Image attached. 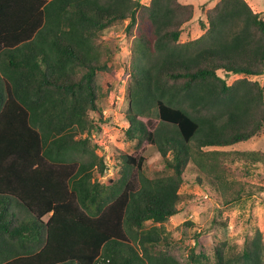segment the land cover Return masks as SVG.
<instances>
[{
  "label": "trees",
  "instance_id": "16d2710c",
  "mask_svg": "<svg viewBox=\"0 0 264 264\" xmlns=\"http://www.w3.org/2000/svg\"><path fill=\"white\" fill-rule=\"evenodd\" d=\"M147 3L0 0V264H264L256 238L183 259L166 227L196 198L187 183L221 206L264 192L247 180L264 150L221 149L264 132V17L219 0L203 34L183 41L195 6ZM127 20L124 132L164 167L148 176L142 153H122L119 177L102 182L109 164L94 136L120 47L103 35Z\"/></svg>",
  "mask_w": 264,
  "mask_h": 264
},
{
  "label": "rangeland",
  "instance_id": "374dc122",
  "mask_svg": "<svg viewBox=\"0 0 264 264\" xmlns=\"http://www.w3.org/2000/svg\"><path fill=\"white\" fill-rule=\"evenodd\" d=\"M148 2L150 0H141ZM185 4H193L195 13L192 20L184 26L183 41L196 39L203 34L201 22L206 20V10L216 5L219 0H180ZM256 12L264 17V0H247ZM129 20L124 25L106 32L103 37L114 39L118 43L119 52L115 61L118 67V80L100 105L104 109L106 122L102 124L100 134L94 136V141L100 145L99 153L106 155L109 170L102 182L109 178L119 177L118 154L142 153L146 158L145 171L148 176H153L156 171L163 169L162 157L157 148L150 144L138 147L137 141L127 139L124 129L128 126L127 113V75L126 68L131 64V39L126 30ZM242 76L231 75L230 82ZM254 79V78H253ZM264 81V76L261 78ZM223 150H264V132L251 141ZM241 176L245 167L238 168ZM247 180L252 183L264 185V168H253ZM196 196L194 200L181 205V212L172 217L166 227L172 237L177 241L181 256L186 259L191 248L197 247V251H205L213 258L214 246L220 242L227 245L242 247L246 241L260 239L264 247V192L246 195L240 202L230 206H221L214 201L206 190L199 185L185 184L181 190ZM190 223V224H189ZM260 234V235H259ZM197 236H199L197 238ZM260 237V238H259ZM197 239V240H196Z\"/></svg>",
  "mask_w": 264,
  "mask_h": 264
},
{
  "label": "crops",
  "instance_id": "0c3cea01",
  "mask_svg": "<svg viewBox=\"0 0 264 264\" xmlns=\"http://www.w3.org/2000/svg\"><path fill=\"white\" fill-rule=\"evenodd\" d=\"M254 139V138H253ZM249 141H251V140H249ZM246 142H248V141H246ZM246 142H243V143H246ZM247 150H250V149H247Z\"/></svg>",
  "mask_w": 264,
  "mask_h": 264
},
{
  "label": "clouds",
  "instance_id": "9594fccd",
  "mask_svg": "<svg viewBox=\"0 0 264 264\" xmlns=\"http://www.w3.org/2000/svg\"><path fill=\"white\" fill-rule=\"evenodd\" d=\"M106 176V175H105Z\"/></svg>",
  "mask_w": 264,
  "mask_h": 264
}]
</instances>
